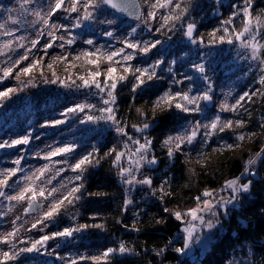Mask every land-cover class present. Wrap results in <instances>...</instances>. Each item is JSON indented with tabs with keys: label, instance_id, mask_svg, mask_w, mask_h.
I'll return each mask as SVG.
<instances>
[{
	"label": "snow or ice",
	"instance_id": "snow-or-ice-1",
	"mask_svg": "<svg viewBox=\"0 0 264 264\" xmlns=\"http://www.w3.org/2000/svg\"><path fill=\"white\" fill-rule=\"evenodd\" d=\"M148 3V0H145ZM20 8L16 16H13L12 9H7L9 15L7 21L0 22V36L8 37L0 42V56H5L9 52H14L17 49H25L24 52L18 56L15 60L9 56L8 60L5 61L7 66L0 68V80L13 77L16 81L23 85V87H28L33 83L32 73L38 69H42L44 66L43 57H32L30 58V53L33 49H36L40 44V37L47 35L50 39L43 45V52L45 55L48 54V50L52 49L54 46H58L61 49L65 48V45H72L76 42V36L72 34L71 29L80 28L84 25V22H96L98 17L97 13L101 12L104 6H109L112 9L124 12L127 8L124 6V0H49L47 8L44 5L39 4V0H19ZM192 0H154V2L149 3V11L147 12V17L143 20V23L148 27V31L152 32H173L177 28V24L181 23L183 27V22L185 18L189 15ZM35 5L34 7H32ZM235 11L228 17V19L222 22V27L217 28L210 32L209 44H215L217 41L219 43H229L233 44L238 42L241 49H245L250 53V59L252 61L258 62L259 76L257 79L259 88L255 89L251 93L245 91L233 104H229L227 101L220 105L221 112H231L237 113L240 108L244 107V103L252 101L253 97L260 96L264 97V10L261 13H254L253 0H242V5H234ZM137 11L133 13L137 19H141L143 13L139 11V5L136 6ZM160 9H168L167 14L160 15L159 27L153 29L151 27V22L157 20V14ZM63 11L68 14L72 22L70 24H57L53 22V17L58 13ZM73 14H76L73 16ZM29 17H34V19H29ZM237 18L241 19V25L237 28L235 26V21ZM8 22L15 26L9 28L7 26ZM100 23H107L109 25L115 23L114 20L99 21ZM39 24L41 27L36 28ZM31 27L37 32V38L30 41V47H26L25 40L26 37L23 35L17 36L16 33L22 28L27 29ZM196 30V24L194 22H189L186 24V29L184 30V35L191 41L192 44H203V37H194V32ZM64 32L67 35H58L57 33ZM137 32V28H131L128 34L132 39L124 38L120 41L123 47L115 48L111 50H105L103 48L97 47L94 51L83 50L71 56V53H65L63 55H52L50 61L47 63V69L51 72L54 79L49 81L44 77L43 71H40V76L44 78V81L56 83L58 77L56 76L55 66L65 64V72H70L72 69L78 67L75 61H81L83 65L92 66L94 70L87 69L85 75H80L76 77L80 81L76 84V79H72L71 76L68 79L71 84L75 85L77 88H92L98 90L99 94H102L101 103L102 107L97 109L96 105L90 103L77 104L73 108L67 109L64 113H77L85 112V109L96 110L99 115H87L86 120H82L81 123L92 122L97 123L99 121H105L115 125V131L127 139L123 142L124 149L126 151H118L115 147L111 148L104 155L113 157V165L119 168L118 175L122 181L127 185L142 184L152 187L153 180L150 176H144L142 179L136 178V173L140 171L141 168L147 165H156L158 163L157 158L154 155H150L152 151L153 141L147 135H143V143L140 139L134 138L129 135L128 125L117 118L116 115V90L118 85L128 82L129 76L132 77L131 90L133 93H137L138 90H143L145 86L154 80L163 79L161 75H158L157 69L160 68L163 63L162 60H156L154 63L149 64L146 67L134 66L132 61L137 57V52L139 54L147 55L152 49L157 48L158 45L162 43L160 39H155L152 41L148 40H136L134 34ZM108 37H113L114 33L112 31H105L103 33ZM171 39V36L168 37ZM57 42H60L57 44ZM88 45H93V40L88 39L85 41ZM132 51H126V50ZM71 57V60L69 59ZM10 61V62H9ZM25 62L26 65H25ZM172 61L171 64H174ZM107 65L106 68L101 69V65ZM24 65V66H21ZM195 70L202 75V79L207 83V87L203 92H198L197 94H192V88L189 87L187 91L173 90L171 87L165 90L162 94L158 95L156 99L151 101L153 115L151 118L148 117L142 109L137 108L136 112L138 116L142 119V124H132L131 128L135 130L136 133L144 134L147 129H149L153 123H155L157 117L155 113L157 110L170 113L172 109L179 110L182 113L188 114H198L203 113L204 109L201 102H211L212 101V83L210 78L205 74V66L203 64L193 65ZM167 71L173 74V83L175 85H181L184 81H191L193 77L185 75L183 79H176L175 73L171 66L168 67ZM103 76V80L100 77ZM22 77H29L27 81L22 80ZM62 83H64L62 81ZM22 90V89H19ZM18 91L17 88H7L0 91V100L9 98L13 93ZM244 102V103H242ZM247 111V109H245ZM250 115V113H249ZM52 124H62L65 123L64 120H55L51 122ZM248 122L243 119H224L222 120L219 115H216L209 123L201 124L200 121H196L191 129L185 128L183 131L178 132L174 135H169L163 141V146L167 148V156L171 159L177 153L183 151L184 145H192L200 134V129L203 127L205 131L203 132V143L206 145L209 143L211 137L218 133H224L227 131H234L235 128L243 129ZM264 128V124L260 125ZM256 135L255 132H239L234 136V143H229L224 141L222 138V143L219 147L212 148V152L223 153L227 150H233L235 148L241 147L242 143L246 139H251ZM30 142V136L25 135L23 137L11 140V142L4 141L0 142V149L11 148L17 145H26ZM130 145H134L133 150ZM75 145H64L62 147H56L51 151L44 154L41 158L49 161V163L35 169L31 174H26L23 176V186H20V180H16L14 183H10L17 174L22 172L23 169L20 167L23 157H19L12 161L15 167L5 168L0 170V198L8 202H15L16 204L27 203V207L24 208V213H39L38 218L31 223V229H36L38 226L40 230L43 231L45 227L48 226L47 222L55 221L64 213H69L71 219L75 220L76 215L71 214V209L82 199L84 189V172L87 170L88 166L98 165L100 163V158L98 157L99 150L94 148L92 152L86 155L80 156L75 160L74 163L69 164L67 160H54L55 157H66L73 153ZM127 156L129 158L130 164L128 167L121 166V160ZM198 159L196 163L201 164L203 167H207V164L203 161L207 160V153L201 151L197 153ZM264 157V148L255 154L253 157H249L246 160L244 172L241 176L246 174L255 175L256 173L251 170V166L257 163L258 158ZM67 164L68 168L73 173H76L74 177L67 179L66 182H60L59 186H52L51 188L47 185H51L53 179L60 176L62 172L65 171L64 168H56L53 173V168L55 165ZM193 176L196 175L194 169H190ZM49 173H53L49 175ZM40 182V183H38ZM79 182V183H77ZM44 184V186H41ZM252 184L251 180L243 182L240 177L228 180L225 182L224 188L231 190V195L228 199L224 197H216L215 189H205L199 195L193 197L196 206L190 207L185 210H180L177 206L176 209H169L168 207L163 208V212L167 213L169 216L173 217L175 220L180 221L186 226L183 231L187 234L186 242L183 248H176L175 251L178 253H183L185 249L188 248V241L192 237V233L195 231L194 221H198L202 226L207 229H212L216 225L213 220L205 219V213L217 217L219 211L222 209L224 214H227L228 205L235 204L239 201L242 194L249 192L250 186ZM8 189H14V194H9ZM159 192V200L163 203L166 197H172L174 193L168 188V181L165 180L161 183L158 189H155L153 194ZM45 202L46 205H45ZM132 203L131 199H125L123 210L126 211L128 205ZM11 211V208H9ZM20 217L17 216L16 220ZM16 220L12 223L15 225ZM27 222V221H26ZM120 223L121 221H117ZM166 218L156 219V223H164ZM103 228L102 224H79L77 226H69L63 228V230L52 232L51 234H46L41 236L39 239L31 240L29 247H23L17 249L16 241L19 235V228L13 227L11 231H8L0 235V244L9 245V250H0V264H8L9 261L16 260L22 253L38 251L39 247H43L47 244L49 240H54L56 238H73L75 233H81L86 231L88 228ZM127 227V226H126ZM132 230L140 231L134 223L132 225ZM19 243L27 244L29 241L19 240ZM171 244V241H169ZM39 246V247H38ZM59 246V245H57ZM168 245L164 247L154 249L155 255L160 257L167 250ZM133 249L126 246L124 242H120L118 247H109L105 249L99 255H89L80 256L79 260H91L93 264H107L110 256L113 253L119 252L120 254L132 252ZM71 264H77V260L73 259Z\"/></svg>",
	"mask_w": 264,
	"mask_h": 264
},
{
	"label": "rangeland",
	"instance_id": "rangeland-1",
	"mask_svg": "<svg viewBox=\"0 0 264 264\" xmlns=\"http://www.w3.org/2000/svg\"><path fill=\"white\" fill-rule=\"evenodd\" d=\"M142 7L143 16L138 20H131L134 23L125 24L119 23L117 18H119L114 12H110L105 6L101 12L97 13V21L96 22H84V25L80 28L71 29L72 34L76 36V42L72 45H65L64 49L59 48L58 46H54L52 49L48 50V54L45 55L43 52V45L48 42L50 39L47 35L40 37V44L36 49H33L30 53V58L32 57H43L44 66L42 69L36 70L32 73L33 83L28 87H23L18 81L13 77H9L7 79L0 80V91H3L7 88L15 87L18 89L15 93H13L9 98L0 100V134H2L5 130L10 129L11 126L17 123L16 115L20 114L19 121H22V124L25 125L22 129L17 130L16 137L14 139L23 137L25 135L30 136V142L26 145H17L19 147L12 154H7L6 156L0 157V170L5 168L15 167L12 163L15 159L19 157H23L21 161L20 167L23 169L22 172L17 174V177H14L10 183H14L16 180H20V186H23V176L26 174H31L35 169L43 166L49 161L42 159L41 157L47 152L51 151L56 147H62L64 145H75L74 152L69 154L66 157H55L54 160L65 159L69 164L74 163L76 159L80 156L86 155L90 151L88 147H82L76 145V138H80L82 136L86 137L87 135H91L95 132H108L112 130L117 136L120 142L121 148L120 151H126L124 149L123 142L127 139V137L120 136L114 129L115 125L105 121H99L97 123L85 122L81 123L82 120H86L87 115H99V112L96 110L85 109V112H77V113H67L65 116L64 113L67 112V109L75 107L77 104L90 103L96 105L97 109L102 107L101 97L102 94L98 93V90L94 87L92 88H77L75 85L71 84V81L68 79L71 76L72 79H76V77L80 75H85L87 69L94 70L92 66H86L87 68L81 67V61H75L78 65L77 68L72 69L71 72H68L66 76H60L57 70H64L67 67L65 64L55 66L56 76L58 77L56 83L45 82L44 78L40 76V71H43L44 77H46L49 81L54 79L51 75V72L47 69V63L50 61V57L52 55H63L65 53H71V56H75L79 52L83 51V46H86L85 50L94 51L97 47L103 48L105 50H111L115 48L123 47L120 43L124 38L132 39L128 34L131 31V28H137V32L134 34L136 40H148L152 41L155 39H160L162 43L157 46V48L152 49L147 55L139 54L137 52V57L134 61H132L134 66L137 67H146L149 64L154 63L156 60H162L160 68L157 69L158 75H161L163 79L154 80L149 82L147 86H153V84H160L158 86L164 85L161 87L160 91L157 94L152 95L147 100V110L149 112V117L153 115L151 101L156 99V97L162 94L168 88H172L175 90L187 91L189 87L192 88V94L195 95L198 92H203L207 83L202 79V75L195 70L193 65L195 64H203L205 66V74L210 78L212 83V107L208 108L204 101L201 102V105L204 109L203 113L198 114H188L182 113L179 110L172 109L174 111V116L176 120V124L173 129H170L167 133H164L162 136L150 133L153 126L157 124V119L152 126L146 130L144 134L136 133L134 129L128 125L129 135L134 138L140 139L141 143H143V135H147L153 141L152 151L150 155H154L157 158L158 163L153 167L152 165L145 164L143 168L140 169L138 173H136L137 179H142L144 176H150L153 180L152 187L148 185L142 184H133L127 185L125 184L120 176L118 175L119 168H116V177L118 178L120 184L124 186L126 190H128L129 196L125 199H131L132 203L130 204L131 210L129 212L132 215H135L134 220H132L135 224L140 223L142 220V212L141 208L146 206H154L162 205L165 206V202H161L159 200V192L157 191L154 195L153 192L155 189H158L161 183L165 180L168 181V188L173 192L175 185L171 183L174 181L172 178V169H173V158H169L167 156V148L163 146V141L169 135L177 134L178 132L183 131L185 128L191 129V126L195 124L198 120L201 124H206L211 121L216 115H219L222 120L224 119H232L235 121L236 119H243L247 121L245 128H235L234 131H225L224 133H218L211 137L208 144L203 143V132L205 129L202 127L200 129V134L197 136V139L194 141L192 145H184L183 151L177 153V155L182 156L183 160L187 163H192L200 168H205L201 164L196 163L198 159L197 153L203 151L207 153V160L203 161V163H207L209 160L215 159H225L227 157L235 156L236 154L243 153L247 150V147L251 145L262 133L263 128L260 127L261 124H264V97L255 96L252 101H248L244 103V107L240 108L237 113L231 112H221L220 105L227 101L229 104L235 103V101L242 95L245 91L252 92L255 89L259 88L260 85L256 82L259 76V68L258 62L252 61L250 59V53L247 50L241 49L238 42H234L233 44L219 43L217 41L215 44H209V33L217 28L222 27V22L235 11L234 5H242V0H201V4H206L208 1V6L205 9H201L199 4L197 5V12H199V22L197 21H186V24L189 22H194L196 26L199 27L195 37H203V44H192L189 39H186V42L175 49L174 56L172 58L165 57L159 59L156 54L158 50H162L163 48L170 46L171 39H168L169 44L163 43L164 40V31L156 32L153 30L152 32L148 31V27L143 23V20L147 17V12L149 9V3L154 2V0H148V3L145 0H139ZM196 0H192L191 6H196ZM49 0H39V4L44 5L47 8ZM194 4V5H192ZM33 5L32 7H34ZM20 8L19 0H0V22L7 21V17L9 12L7 9H12V15L16 16L18 10ZM254 13H261L264 10V5L259 4L258 2L253 1ZM168 9H160L157 14V20L151 22V27L156 29L160 24V15L167 14ZM76 14H73L75 16ZM68 17L67 13L63 11L58 12L53 17V22L57 24H70L72 19L66 18ZM117 17V18H116ZM29 19H34V17H29ZM121 19V18H120ZM106 20H114L115 23L109 25L107 23H100L99 21ZM127 20V19H123ZM193 20H196L195 18ZM202 23H211L207 28H205ZM241 25V19L237 18L235 21V26L238 28ZM7 26L9 28L15 27L8 22ZM41 25L37 24L36 28L39 29ZM186 29V27H185ZM105 31H112L114 33L113 37H108L103 33ZM90 33V34H89ZM58 35H67V33L60 32ZM17 36L23 35L26 37L25 44L26 47H30V41L32 39L37 38V32L34 31L31 27H28L26 30L21 29L16 33ZM89 35V36H88ZM168 37H172L168 34ZM186 37V36H185ZM5 39H9L8 37L0 36V42ZM93 40V45H88L85 43L86 40ZM264 43V40H261ZM60 42H57V44ZM171 48V47H169ZM25 49H17L14 52H9L5 56H0V68L7 66L5 61L8 60L10 56L12 60L18 58L24 52ZM126 51H132L130 49ZM71 60V57L69 58ZM172 61H175L174 64H171ZM10 62V61H9ZM185 62V63H184ZM27 62H25L26 65ZM184 63L185 70L180 68V64ZM24 66V65H21ZM171 66L173 69V73H175L176 79H183L185 75L193 77L191 81H184L183 84L176 85L173 83V74L167 71L168 67ZM82 69H81V68ZM107 65L102 64L101 69L106 68ZM65 73V72H64ZM63 73V74H64ZM49 74V77L47 76ZM2 75V73H0ZM24 81H27L29 77H22ZM103 80V76L100 77ZM44 81V82H42ZM62 81L64 83H62ZM42 82V83H41ZM133 80L132 77L129 76V80L126 83L120 84L118 86H131ZM80 81L76 79V84H79ZM53 86H57L53 88ZM22 89V90H19ZM100 100V101H98ZM247 109V111H245ZM163 111L157 110L155 113L156 117L162 114ZM250 113V115H249ZM55 120H64L65 123L62 124H52V121ZM142 124V123H137ZM80 127V128H79ZM17 129H19L17 127ZM81 129V133L79 131ZM255 132L256 135L251 139H246L241 147L235 148L233 150L224 151L222 154L219 152H212V148L219 147L222 143V138L224 141L229 143H234V136L239 132ZM10 136V135H9ZM9 141V140H7ZM159 141V142H158ZM0 142H4L1 141ZM130 147L135 148L134 145H130ZM264 148V146H261ZM261 148V149H262ZM260 149V150H261ZM256 154V153H255ZM252 154L251 157L255 156ZM264 157L258 158L257 163L251 166V170L256 174H246L244 176H239L243 182L248 180H260L262 175L258 171V167L260 162ZM121 166L128 167L130 164L129 158L125 156L121 162ZM56 168H64L65 171L53 179L51 185H47V187L51 188L52 186H59L60 182H66L67 179L74 177L76 173H73L70 168H68L67 164L55 165L53 168V173ZM244 172V171H243ZM53 173H49L52 175ZM258 174V176H257ZM256 179H255V178ZM172 179V181H171ZM40 183V182H38ZM79 183V182H77ZM225 185V183H224ZM224 185L216 190V197H224L228 199L231 195V190L224 188ZM44 186V184H41ZM9 194H14V189H8ZM166 199V198H165ZM47 202H45L46 205ZM144 204V205H143ZM77 205V204H76ZM71 209V214L76 213V206ZM143 205V206H142ZM239 203L235 202V204L228 205L227 214H224V211L221 209L219 211V215L217 217H213L207 213H205V219H211L215 223V227L212 229H207L202 226L198 221H194L195 231L192 233V237L190 241H188V248L185 249L183 253H178V256L186 260L189 255H197L201 262H203V256H206L209 252H211L214 247L221 241V239L225 236L226 231L228 229V224H226V219L230 217V212L239 207ZM196 203L191 207H195ZM27 207V203L16 204L15 202H8L3 198H0V235L11 231L13 227L19 228V235L16 241L17 249L23 247L31 246L30 241L39 239L44 234L47 233V228L50 222H47L48 226L40 230L41 226H38L36 229H28L31 228V223L38 218L39 213L33 214H25L24 208ZM180 210H185L180 208ZM11 208V211H9ZM173 207L172 209H176ZM190 208V207H189ZM187 209V208H186ZM68 217L71 218V215L67 213ZM19 216L20 219L16 220V217ZM16 220L15 225H13L12 221ZM76 222V219L73 220ZM27 221V222H26ZM244 224L245 221H243ZM75 226L77 224L75 223ZM185 224L181 223V229L175 234L174 241L177 245L176 248H183L186 242L187 234L183 231ZM40 233V234H39ZM76 234V233H75ZM232 238H237L236 232L233 233ZM72 239V238H71ZM19 240L29 241L27 244L19 243ZM74 241V240H72ZM76 241V242H75ZM75 247L68 243V246L65 247L64 250H57L58 247H54L51 244L50 240L43 247H39L38 251L26 252L22 253L16 260L9 261L10 264H71L73 259L77 260V264H82L83 262H90V260H79L80 256H89L86 252L80 251V247H78V239L77 235H75ZM253 242L250 240H246L244 244H235L234 248L227 253L225 264H264V254L255 250L253 247ZM180 244V245H178ZM263 244V243H261ZM9 245L0 244V250H9ZM180 254L183 255L180 257ZM21 262V263H19ZM178 264V263H177Z\"/></svg>",
	"mask_w": 264,
	"mask_h": 264
},
{
	"label": "trees",
	"instance_id": "trees-1",
	"mask_svg": "<svg viewBox=\"0 0 264 264\" xmlns=\"http://www.w3.org/2000/svg\"><path fill=\"white\" fill-rule=\"evenodd\" d=\"M208 1L206 4H201V0L195 1L196 6L190 7L189 15L185 18L183 27L181 23L177 24L176 30L171 32L170 46L168 45L162 50H158L156 53L158 55L157 58H163L165 60V57L172 58L174 56L175 49L186 42L187 38L184 35L186 21L199 20L197 5L199 4L201 9H205L208 6ZM253 1L264 5V0ZM194 18L196 20H193ZM117 20L119 23H134L131 20H123L120 18H117ZM210 24L202 23L205 28ZM164 32L163 35L165 37L163 43L169 44L167 32ZM171 33L168 32L169 35ZM82 48L85 50L86 46ZM184 63L180 64L182 70H185L183 68ZM83 66L87 68L86 65L82 64L81 67ZM57 72L60 76L68 75V72L64 70H57ZM47 76L49 77V74ZM158 85L160 84L145 86L142 91L138 90L137 93L132 92L131 86L129 88L123 85L118 86L116 90L117 102L115 105L117 118L130 126L132 124L142 123V119L138 116L136 109H142L149 117L150 114L147 110L148 105L146 102L152 95L157 94L161 87H164V85ZM56 87L53 86V88ZM173 112H163L157 116L158 122L153 126L150 133L155 134V136H162L170 129H173L176 124ZM16 119L17 123L15 125L0 134L1 141L9 140L8 142H11L16 137V133H19L17 130L25 126L22 124V121H19L20 114L17 113ZM79 131L81 133L82 130L79 129ZM129 131L133 132L131 131V127ZM82 135L83 133L79 136L80 138L75 139L76 145L88 147L90 150L88 152H92L94 148L98 149L100 163L98 165L88 166L84 172L83 196L76 205V222H73L71 218H67V213H64L55 221L49 223L46 234L63 230L65 227L75 226V223L77 225L85 223L90 225L102 224L103 228L90 227L84 232L74 234L72 239L56 238L50 240V242L55 248L59 245L57 250H64L69 242L75 247V235H77L80 251H84L88 255H99L109 247H118L120 242H124L127 247L133 249L129 253H113L107 264H195L189 262L186 258H181L180 260L175 251L177 245L175 244L174 237L181 229V222L164 213L163 208L168 207L172 209L173 207L180 206V208L186 209L193 206L195 203L193 197L199 195L205 189H219L226 181L239 177L244 171L246 160L252 154L259 152L262 148L261 146H264L263 128L259 138L251 143L245 152L225 159L209 160L205 168L187 163L183 160L182 156L176 154L174 160H172L173 169L171 172L172 179L174 180L172 181L171 179V183L175 185L173 189L174 195L172 197H166L165 206L155 204L154 206L145 205L144 207L143 204L141 208L142 221L136 224V227L140 231L137 232L132 230V225L134 224L132 220L136 217L129 212L131 210L130 205H128L126 211L123 210L125 198L129 196L128 190L120 184L116 177L115 173L117 170L112 162L113 157H106L104 155L113 147L120 151L121 145L118 136L112 130L106 133L95 132L91 135L86 134V137ZM14 152L11 151L9 154ZM190 169L195 170V176L191 174ZM257 169L262 175V178L260 180L258 179V181L250 179L252 184L249 192L241 195V198L237 201L240 204L239 207L234 208L230 212V217L226 219L225 223L228 224V229L225 236L211 252L203 256L202 264H225L227 253L234 248L235 244L245 245L246 240L254 241V249L264 254V158ZM161 218H166V222L157 224L156 219ZM118 220L121 222L118 223ZM235 232L237 235L236 239L232 238ZM169 241H171V244H169ZM165 245H168L167 250L162 256L157 257L154 249L164 247ZM82 264H93V261L90 260V262H83Z\"/></svg>",
	"mask_w": 264,
	"mask_h": 264
},
{
	"label": "water",
	"instance_id": "water-1",
	"mask_svg": "<svg viewBox=\"0 0 264 264\" xmlns=\"http://www.w3.org/2000/svg\"><path fill=\"white\" fill-rule=\"evenodd\" d=\"M139 5V11L142 13V7H141V3L139 0H124V6L127 8V11L121 12L118 11L116 9H112L109 6H105L109 11L114 12L119 18L121 19H127V20H138L136 18V16L133 14L137 11L136 6ZM199 27L196 26V30L194 32V37L198 31ZM187 38V37H186ZM188 39V38H187ZM208 108L212 107V101L211 102H204ZM19 147L15 146V147H11V148H2L0 149V157L1 156H6L7 154H9L11 151H16L18 150ZM153 167L155 165H152ZM29 214H33V213H29ZM9 263V262H8Z\"/></svg>",
	"mask_w": 264,
	"mask_h": 264
},
{
	"label": "built area",
	"instance_id": "built-area-1",
	"mask_svg": "<svg viewBox=\"0 0 264 264\" xmlns=\"http://www.w3.org/2000/svg\"><path fill=\"white\" fill-rule=\"evenodd\" d=\"M258 176V174H257ZM255 178V177H254ZM256 179V178H255ZM176 238V237H175ZM183 255L180 254V257H182ZM188 261L191 263H195V264H202L201 260L199 259V257L197 255H189L188 256Z\"/></svg>",
	"mask_w": 264,
	"mask_h": 264
},
{
	"label": "flooded vegetation",
	"instance_id": "flooded-vegetation-1",
	"mask_svg": "<svg viewBox=\"0 0 264 264\" xmlns=\"http://www.w3.org/2000/svg\"><path fill=\"white\" fill-rule=\"evenodd\" d=\"M11 262H9L8 264H10Z\"/></svg>",
	"mask_w": 264,
	"mask_h": 264
}]
</instances>
